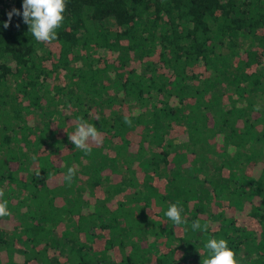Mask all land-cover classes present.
Instances as JSON below:
<instances>
[{
  "label": "trees",
  "instance_id": "trees-1",
  "mask_svg": "<svg viewBox=\"0 0 264 264\" xmlns=\"http://www.w3.org/2000/svg\"><path fill=\"white\" fill-rule=\"evenodd\" d=\"M64 16L47 44L0 14V264H201L209 238L264 264V0H67ZM77 117L102 136L89 154ZM177 201L187 231L164 215Z\"/></svg>",
  "mask_w": 264,
  "mask_h": 264
},
{
  "label": "clouds",
  "instance_id": "clouds-1",
  "mask_svg": "<svg viewBox=\"0 0 264 264\" xmlns=\"http://www.w3.org/2000/svg\"><path fill=\"white\" fill-rule=\"evenodd\" d=\"M22 10L16 8L11 9L7 13V20L3 22V28L7 29L13 19V16L21 17L22 22L28 26V32L35 38L37 42L51 44L57 40V30L64 23V13L67 9V0H22ZM19 27V25H16ZM260 106H254V111L259 112ZM99 120V116L96 117ZM124 122L129 127L132 126V120L129 116L124 117ZM68 140L85 154L91 151V144H101L102 136L96 126L89 123L83 117H77L75 120V130L68 134ZM35 159V157H33ZM76 168L68 167L64 174V181L67 186L75 177ZM5 191L0 188V218L10 216L8 201L4 199ZM182 209L179 207V201L168 206L164 215L173 222L175 226L185 225L187 231L188 221L181 215ZM193 232L208 231V224H201L199 220H195L190 225ZM208 252L201 264H240L237 253L228 246L225 239L209 238L205 245Z\"/></svg>",
  "mask_w": 264,
  "mask_h": 264
},
{
  "label": "built area",
  "instance_id": "built-area-1",
  "mask_svg": "<svg viewBox=\"0 0 264 264\" xmlns=\"http://www.w3.org/2000/svg\"><path fill=\"white\" fill-rule=\"evenodd\" d=\"M19 2L22 3V0H0V14L7 16L11 9L17 8Z\"/></svg>",
  "mask_w": 264,
  "mask_h": 264
},
{
  "label": "rangeland",
  "instance_id": "rangeland-1",
  "mask_svg": "<svg viewBox=\"0 0 264 264\" xmlns=\"http://www.w3.org/2000/svg\"><path fill=\"white\" fill-rule=\"evenodd\" d=\"M28 164H25L24 166H22L21 167V171H23V170H26L27 168H28ZM197 177H198V175H197ZM199 178V177H198ZM4 189H7L8 190V188L7 187H5ZM9 191V190H8ZM8 201V206H9V211H12L14 208H13V206L11 205V202H10V200H7ZM167 209H168V207H166ZM6 217H8V216H6ZM12 223V227H13V225H15V221L14 220H12L11 221ZM18 248V247H17ZM18 256V254L15 256V257H17ZM249 264H254V262H253V260L251 261V262H249Z\"/></svg>",
  "mask_w": 264,
  "mask_h": 264
}]
</instances>
